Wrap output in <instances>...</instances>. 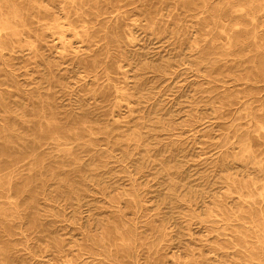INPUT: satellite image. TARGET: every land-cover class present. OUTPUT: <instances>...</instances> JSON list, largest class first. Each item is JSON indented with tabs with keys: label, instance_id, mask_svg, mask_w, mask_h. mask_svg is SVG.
Segmentation results:
<instances>
[{
	"label": "rangeland",
	"instance_id": "374dc122",
	"mask_svg": "<svg viewBox=\"0 0 264 264\" xmlns=\"http://www.w3.org/2000/svg\"><path fill=\"white\" fill-rule=\"evenodd\" d=\"M141 2L132 43L0 48V264H233L264 194V62L208 23L233 0Z\"/></svg>",
	"mask_w": 264,
	"mask_h": 264
},
{
	"label": "bare ground",
	"instance_id": "6f19581e",
	"mask_svg": "<svg viewBox=\"0 0 264 264\" xmlns=\"http://www.w3.org/2000/svg\"><path fill=\"white\" fill-rule=\"evenodd\" d=\"M233 1L221 13L208 9L211 20L208 23L219 31L217 40L227 46L229 55L252 48V57L264 62V0ZM139 2L141 0H0V48H4V58L12 53L37 57L40 55L37 45L49 39L50 46L62 55L82 49L96 38L109 40L111 35L117 42L120 30L132 43L134 33L126 22L135 12L142 11H136L137 4L143 6ZM147 13L145 10L140 14ZM261 129L264 131L263 126ZM259 196L260 202L248 196L252 201L248 211L244 205L240 208L241 214L253 217L254 223L250 225L246 222L248 217L242 216L239 230L230 237L228 246L233 264H264V194Z\"/></svg>",
	"mask_w": 264,
	"mask_h": 264
}]
</instances>
